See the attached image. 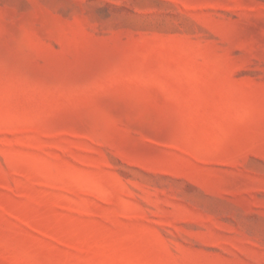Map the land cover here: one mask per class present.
<instances>
[{
    "label": "rangeland",
    "instance_id": "rangeland-1",
    "mask_svg": "<svg viewBox=\"0 0 264 264\" xmlns=\"http://www.w3.org/2000/svg\"><path fill=\"white\" fill-rule=\"evenodd\" d=\"M0 264H264V0H0Z\"/></svg>",
    "mask_w": 264,
    "mask_h": 264
}]
</instances>
